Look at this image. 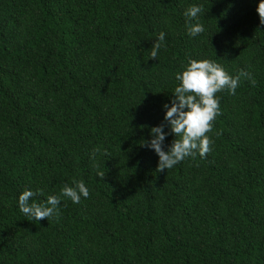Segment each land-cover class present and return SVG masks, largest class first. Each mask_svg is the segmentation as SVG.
Instances as JSON below:
<instances>
[{
	"label": "trees",
	"instance_id": "trees-1",
	"mask_svg": "<svg viewBox=\"0 0 264 264\" xmlns=\"http://www.w3.org/2000/svg\"><path fill=\"white\" fill-rule=\"evenodd\" d=\"M258 3L0 0V264H264ZM192 5L203 12L191 22L205 28L195 37L184 16ZM190 58L255 85L242 77L235 95L217 93L206 158L157 171L145 142L161 124L165 151L176 139L163 106ZM73 180L90 195L62 197L58 222L19 210L24 190L43 189L32 199L44 202Z\"/></svg>",
	"mask_w": 264,
	"mask_h": 264
},
{
	"label": "clouds",
	"instance_id": "clouds-1",
	"mask_svg": "<svg viewBox=\"0 0 264 264\" xmlns=\"http://www.w3.org/2000/svg\"><path fill=\"white\" fill-rule=\"evenodd\" d=\"M202 12L203 7L199 5H192L184 12L187 19L185 26L189 36L195 37L205 31L201 23L191 22L197 21ZM256 12L260 24L264 25V0H259ZM164 39L165 33H158L156 41L152 44L149 58L156 60ZM242 77L249 78L253 86L255 85V80L250 77L249 73L240 71L236 76H232L215 60L210 59L190 58L183 70L176 73L175 79L179 81V85L174 89L175 99L171 107L167 104L163 106L166 109L164 120L176 139L165 151L163 142L167 133L163 131L164 125L161 124L151 128L152 138L145 142L146 146L159 157L157 171L172 169L188 157L195 159L197 154L201 158H206L213 144L208 134L213 131L214 121L220 115L217 93L227 90L229 94L235 95ZM100 152L99 146L94 148L93 158ZM93 166L98 167L95 164ZM104 175L105 171L97 172V177L101 179ZM43 195V189L38 188L35 192L24 190L18 197V207L21 213L36 221L46 219L58 222L62 197L79 204L81 198L87 199L90 193L83 180H73V186L65 184L60 190V195H48L44 202L32 199Z\"/></svg>",
	"mask_w": 264,
	"mask_h": 264
}]
</instances>
